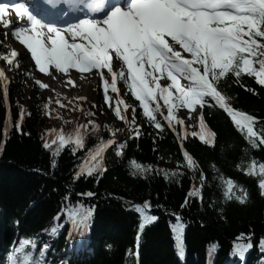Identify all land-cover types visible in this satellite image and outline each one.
Returning a JSON list of instances; mask_svg holds the SVG:
<instances>
[{
    "label": "trees",
    "instance_id": "16d2710c",
    "mask_svg": "<svg viewBox=\"0 0 264 264\" xmlns=\"http://www.w3.org/2000/svg\"><path fill=\"white\" fill-rule=\"evenodd\" d=\"M6 52L0 42V57ZM118 87L120 98L136 107L135 126L140 135L126 130L125 139L110 149L116 153L119 144L126 145L117 155V162L110 164V152H104L103 175L85 174L76 179L88 152L99 140H110L113 130L108 131L107 126L103 129L94 115L89 116L100 125L98 131L93 133L89 125L85 146L73 151V145H65L52 167L51 153L43 147V135L49 133L42 130L48 116L45 103L33 105L18 129L15 125L21 109L14 96L16 89L8 87L6 102L0 85V264H7L8 254L23 238L38 241L37 255L40 247L49 246L46 264H264L260 245L264 239V196L258 188V177L237 167L252 159L264 162V145L251 148L222 109L206 105L202 112L206 125L216 133L215 144L207 145L199 136L187 132L183 149L198 165L196 170L189 169L181 140L177 139V132L183 137L184 127L177 125L174 132L158 116L165 128L156 129L123 84ZM220 89L232 98L233 107L264 121V86L257 84L254 77L245 74L237 81L229 75L220 82ZM131 118L130 115L129 121ZM199 131L198 121L195 132ZM136 164L148 171L141 174ZM201 173L205 178L201 197H188L195 180L200 182ZM219 174L247 191L246 203L224 197ZM89 192L93 195L88 196ZM132 201L149 202L153 210L149 214L158 217L140 231L138 255L135 237L141 219ZM77 204L94 209L83 236L69 231L70 221L64 214L68 206ZM177 216L184 224L183 256L177 253L172 229ZM241 234L251 237L252 243L245 252V263L233 254V243Z\"/></svg>",
    "mask_w": 264,
    "mask_h": 264
},
{
    "label": "snow or ice",
    "instance_id": "6c2138e0",
    "mask_svg": "<svg viewBox=\"0 0 264 264\" xmlns=\"http://www.w3.org/2000/svg\"><path fill=\"white\" fill-rule=\"evenodd\" d=\"M45 3L58 8L64 17L78 15L74 21L66 22L65 27H60L38 18L23 2H0V21L5 28H9L11 10L21 21L26 18V24L16 27L12 35L30 53V59L40 73L52 75L50 68L65 75L70 70L81 74L95 72L103 84L104 102L109 104L116 118L130 125L136 136L140 135V129L135 126L136 107L120 98V83L139 102L143 116L156 129L163 131L165 128L157 118L162 116L167 122L166 127L177 132V125H184V119L177 113L180 109H187L185 118H198L200 126V131H193L191 135L199 136L207 145H214L216 133L206 125L202 109L206 105L218 106L230 117L251 148L264 145V121L233 107L232 98L220 89V82L229 75L239 81L246 74L264 86V0H124L126 6L121 5V0L116 3H111V0H45ZM18 55L16 50H12L2 59L9 66L18 67ZM8 79L5 69L0 68V85L6 102L9 96ZM69 83L74 86L71 79ZM36 84L43 89L50 87L38 79ZM109 90L116 96H111ZM113 100L114 107L110 103ZM210 101L213 103L210 104ZM56 103L60 104V101ZM43 107L47 114L49 105L44 104ZM61 107L64 105L61 104ZM162 108L166 109V115ZM129 109L131 121L128 119ZM193 113L196 115L193 116ZM24 115L25 110L21 108L15 125L17 128ZM87 115L94 113L88 112ZM8 121H11L10 114ZM89 125L93 133L100 127L89 120L87 125H78L69 133L52 129L48 136L55 138L50 142L46 139L43 147L52 149L56 145L53 157L58 156L65 145H73V151L83 148ZM7 132L8 127L5 126V137ZM187 136V131L183 137L177 132L186 167L196 170L197 162L183 149V139ZM115 144L114 139L107 142L99 140L79 166L75 178L85 174L89 177L103 175L106 171L104 152ZM124 147L125 144H119L116 155H121ZM55 166L53 159L52 167ZM135 167L141 174L148 171L138 164ZM237 167L245 168L247 175L258 177V188L264 196V162L252 159L247 164L242 161ZM168 175L165 172L166 178ZM218 179L227 200L246 203L248 193L242 186L222 174L218 175ZM204 183L201 173L200 187L193 185L188 197H201ZM87 195L92 196L93 193ZM187 202L186 199L185 204ZM133 208L140 215L141 232L146 225L158 219L149 214L151 205L147 201L143 205L135 204ZM93 211L91 207L77 204L68 206L64 214L72 223V231L83 236ZM176 221L172 229L177 253L183 256L184 224L179 216ZM51 231L55 233L56 229ZM260 245L264 249V239H261ZM48 247L47 244L40 247L37 255L38 241L35 238L20 239L8 254L7 264H46ZM251 247V237L241 234L233 243V254L243 257Z\"/></svg>",
    "mask_w": 264,
    "mask_h": 264
},
{
    "label": "rangeland",
    "instance_id": "374dc122",
    "mask_svg": "<svg viewBox=\"0 0 264 264\" xmlns=\"http://www.w3.org/2000/svg\"><path fill=\"white\" fill-rule=\"evenodd\" d=\"M11 3L19 2L13 1ZM9 19L11 24L9 28H5L3 22L0 21V42H3L4 47L7 49L5 55L9 54L12 50H16L19 53L17 57L18 67L9 66L7 62L2 59L4 56L3 55L0 57V68L5 69V74L9 78V84L11 83L12 87L16 89L14 93L16 103L20 109L23 108L25 110V115L29 113L33 105L38 106L42 103L48 104V116L46 118L47 124L44 128H42V130L50 131L55 129L57 132L63 130L65 133H67L78 125H87L89 119L91 118L89 115H87V113L91 111L94 113L96 121L101 124L103 129L106 128L108 131L115 130V135H113L112 139H115L117 143L122 141L126 137V130H131L130 125L116 118L112 108L109 107V104L104 102L103 95H101L102 93L100 90V84H102V81L99 80L98 75H96L95 72L90 73L93 75L94 85V93L92 96L93 100L91 102L88 96L86 99L80 100L79 102H74L73 99H70V101L63 103L64 107L60 108L56 103L51 101L47 94V89H43L38 84H36L37 79L42 83L49 84L51 81V75L40 73L38 69H36L34 61L30 59V53L12 35V32L16 27L26 24V18L21 21L20 18L16 16L15 11L11 10L9 13ZM69 74L79 73L76 70H70ZM21 82L22 85H20ZM64 92L69 93L67 90ZM75 92L77 93V91H74V93ZM109 94L113 97L116 96V94L111 93L110 90ZM110 103L113 105V107L115 106V100L111 101ZM162 103L163 102L161 101V104ZM162 110L166 115V109L162 108ZM179 112H185L187 114L188 110L180 109L177 114H179ZM130 115L131 109H129L128 117ZM191 120L192 119L184 120L183 125L184 129L189 133L196 131L198 123L197 120L196 123L191 124ZM18 129H20V127ZM43 138L44 142L46 139L50 142L51 139H54L55 137L48 136V133H46L43 135ZM55 148L56 145H53L52 149H48V151L51 153L52 161L53 159L56 160L57 157H53V151ZM111 156L109 160L110 162L112 161ZM117 161L118 157L116 158L115 162Z\"/></svg>",
    "mask_w": 264,
    "mask_h": 264
},
{
    "label": "bare ground",
    "instance_id": "6f19581e",
    "mask_svg": "<svg viewBox=\"0 0 264 264\" xmlns=\"http://www.w3.org/2000/svg\"><path fill=\"white\" fill-rule=\"evenodd\" d=\"M50 72H52L51 75V81L49 83L50 87L47 88V94L50 97L51 101L56 103L57 100L60 101V104L56 103L60 108L61 104L66 103L70 101V99H73L74 102H79L80 97H89L90 102L93 100V93H94V85H93V75L90 73H84V74H60L54 72L50 68ZM69 79H71L72 82H74V86L72 83H69ZM81 88V89H80ZM78 89V90H77ZM67 90L69 93H65L64 91ZM72 90V91H70ZM74 91H77V93ZM181 119L188 120L186 117L185 112H179L178 114ZM196 114L193 113V116ZM196 119L191 120V124L196 123ZM116 159V155H112V161ZM199 181L198 179L195 181V186H198Z\"/></svg>",
    "mask_w": 264,
    "mask_h": 264
},
{
    "label": "water",
    "instance_id": "95a60500",
    "mask_svg": "<svg viewBox=\"0 0 264 264\" xmlns=\"http://www.w3.org/2000/svg\"><path fill=\"white\" fill-rule=\"evenodd\" d=\"M130 204H141V205H143L142 203H139V202H134V201H132V202H130ZM151 212H153V210H150Z\"/></svg>",
    "mask_w": 264,
    "mask_h": 264
}]
</instances>
